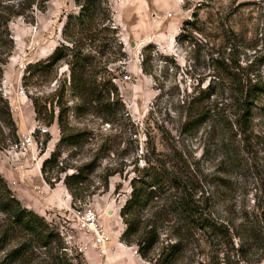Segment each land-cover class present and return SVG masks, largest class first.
<instances>
[{
	"label": "rangeland",
	"instance_id": "obj_1",
	"mask_svg": "<svg viewBox=\"0 0 264 264\" xmlns=\"http://www.w3.org/2000/svg\"><path fill=\"white\" fill-rule=\"evenodd\" d=\"M4 1L19 16L9 25L14 48L7 63L0 64V91L9 101L15 123L13 130L0 120V176L23 207L60 232L72 264L160 263L161 251L171 240L169 226L157 219L156 209L137 212L142 233L154 225L160 237L148 260L140 256L136 244L122 241L127 224L121 217L132 193V179L160 160L175 163V170L189 176L193 195L212 219L230 228L231 234L250 229L254 235L238 253V239L200 232L196 244L173 264H224V258L237 261L242 256L246 259L242 264H264V99L254 104L245 138L228 135L218 123L212 129L207 125L197 133L183 134L177 116L183 100L210 84L219 85L212 99L221 98L228 84L219 81L214 69L224 60L232 58L243 67L264 64V0H111L127 57L109 67L129 127H110L89 116L77 118L73 109L69 128L90 135L77 147H61L58 166L48 167L46 173L43 163L59 150L61 131L53 123L51 132L43 134L48 126L37 120L31 99L48 101L49 108L52 102L56 115L54 93L66 84L65 101L73 108L69 66H57L56 80L34 78L24 84L23 77L29 65L47 59L65 42L67 16L77 14L79 8L74 0ZM147 47L151 48L145 52ZM2 52L4 48L0 60L6 57ZM143 56L148 57L146 65ZM24 134L33 137V146L22 144ZM231 142L234 153L229 152ZM92 162L91 174L74 196L65 178ZM86 208L97 213L99 232L109 237L107 243L97 244L94 232L79 229L77 213ZM8 231V217L0 211V264H55L37 247L21 259L13 257L24 235ZM78 254L82 256L76 259Z\"/></svg>",
	"mask_w": 264,
	"mask_h": 264
},
{
	"label": "trees",
	"instance_id": "obj_2",
	"mask_svg": "<svg viewBox=\"0 0 264 264\" xmlns=\"http://www.w3.org/2000/svg\"><path fill=\"white\" fill-rule=\"evenodd\" d=\"M74 1L79 10L77 14L67 16L62 32L65 42L61 43L47 59L29 65L23 77L24 84L34 78L50 77V80H56L57 66L61 63L69 66L68 90L76 101L73 108L65 101L66 84H61L54 93L58 107L57 116L52 102L49 108L48 101L40 98L31 99L37 120H43L48 127L56 123L61 131L59 150L53 152L43 163L44 173L48 167L58 166L61 147H77L90 135L86 130L74 131L69 128L70 111L73 109L77 118L93 117L110 127L119 125L126 128L130 124L124 101L113 81L115 76L109 67L125 61L127 57L118 36L119 28L115 23L113 4L111 0ZM14 8L4 0H0V48L2 50L4 48L1 55H6L5 59L2 57L0 60L1 65L7 63L14 48L9 29L11 20L19 16ZM3 37L5 46H3ZM149 48L151 47H147L144 51H149ZM231 50H234V47ZM227 61L224 60L214 69L219 81L228 84L223 91L224 94L219 95L220 99H212L219 85L214 87L210 84L206 89L199 90L194 96L182 101L177 114L180 119L178 130L181 133H197L207 125L212 129L217 123L222 131L235 137L245 138L251 130L254 104L264 99V64L254 66L252 62L243 67L232 58ZM147 62L148 57L143 56V65ZM2 77L3 70L0 67V88ZM225 102L231 103L227 105ZM231 106L235 110L233 113ZM0 120L4 127L15 130L9 101L4 98L1 91ZM229 145L231 147L229 152L234 153V144L231 142ZM93 166L92 162L91 165L78 169L76 174L65 178V184L74 196H76L74 191L87 181ZM174 166L175 163L171 164L169 161H156L154 165L139 170V176L132 179V193L121 210V217L127 224L122 241L127 245L136 244L140 256L148 260L149 254L160 242V237L154 225L148 226L146 232L142 233V221L138 218L137 212L152 206L156 209L154 214L157 219L169 226L168 237L171 240L162 249L160 263L157 260L156 264H173L188 247L196 244V236L200 232L209 236L216 234L224 240L230 236L238 239L240 246L237 252L241 253L249 240L254 239L250 229H246L242 234H231L230 228L212 219L199 199L193 195L195 188L189 176L175 170ZM0 211L8 217V232H21L24 235L23 242L19 243L18 248L11 253L13 257L21 259L37 247L44 251L43 255L46 259L53 260L55 264H72V258H68L66 251L67 244L60 232L52 228L43 217L23 207L1 176ZM233 229L237 231L235 227ZM138 236L139 238L135 239ZM80 256L82 255L78 254L75 258ZM223 261L224 264H242L246 259L242 256L237 261H228L225 258Z\"/></svg>",
	"mask_w": 264,
	"mask_h": 264
},
{
	"label": "built area",
	"instance_id": "obj_3",
	"mask_svg": "<svg viewBox=\"0 0 264 264\" xmlns=\"http://www.w3.org/2000/svg\"><path fill=\"white\" fill-rule=\"evenodd\" d=\"M115 22H116V18H115ZM21 94H24V91H21ZM43 134H48L50 131L49 127L44 128L42 130ZM25 140L22 142V144H29L30 146H33L34 140L33 137L32 139H30L26 134L23 135ZM77 217H78V227L80 230L82 231H90V232H94L92 235L94 236L96 243L103 245L104 243V238L103 236L100 234L99 232V228H100V223H99V217L97 215V213L91 209V208H86L84 209L82 212H78L77 213ZM103 233V231H102Z\"/></svg>",
	"mask_w": 264,
	"mask_h": 264
},
{
	"label": "bare ground",
	"instance_id": "obj_4",
	"mask_svg": "<svg viewBox=\"0 0 264 264\" xmlns=\"http://www.w3.org/2000/svg\"><path fill=\"white\" fill-rule=\"evenodd\" d=\"M30 139H32V138H30ZM104 237H106V236H104ZM104 237H103V238H104ZM106 238H107V239H106V241L104 240V243H107L109 237H106Z\"/></svg>",
	"mask_w": 264,
	"mask_h": 264
}]
</instances>
